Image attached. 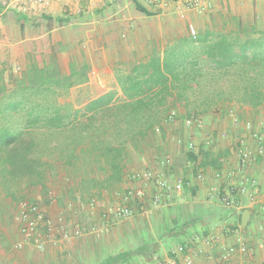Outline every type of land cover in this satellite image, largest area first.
Here are the masks:
<instances>
[{
  "label": "crops",
  "instance_id": "0c3cea01",
  "mask_svg": "<svg viewBox=\"0 0 264 264\" xmlns=\"http://www.w3.org/2000/svg\"><path fill=\"white\" fill-rule=\"evenodd\" d=\"M207 2L200 13L181 4L161 8L147 0H0V72L5 79L20 74L31 63L43 67L54 59L62 74L74 70L76 75L87 76L72 86L88 94L75 106L112 92L115 102H120L125 99L123 92L139 91L138 98L150 93L158 107L162 85L148 89L140 79L157 69L162 73L164 60L175 66L184 51L189 61L201 59L200 36L208 29L233 28L231 18L264 30V0ZM13 62L19 64V72L6 73ZM136 80L140 84H134ZM168 88L173 98L160 106L168 110L155 125L149 144L140 153L131 152L124 168L123 189H142L144 201L132 197L119 201L118 195L105 192L103 200L91 205L76 200L83 215L67 227L80 228L76 241L71 242L78 249L70 264H87L96 255L139 248L146 250L142 251L146 264H169L171 260L184 264L186 255L201 264H264V247L258 246L259 228L264 226V155L256 153L253 137L254 132L264 135V101L256 106L222 101L200 112L196 110L202 106L191 96L189 112L174 99L175 89ZM173 109L176 118L166 122ZM187 118L200 126H186ZM240 138L254 151L253 160L242 166L235 151ZM190 141L195 150L187 148ZM200 172L202 178H198ZM160 179L171 185L181 180L182 189H161ZM241 184L254 193L253 201L246 193L237 194ZM226 192H232L234 201L229 204L221 200ZM156 193H161V200L153 206L150 199ZM117 202L127 204L131 213L118 216ZM205 207L212 209L211 215L205 214ZM217 207L227 210L218 212ZM245 209L250 216L242 225ZM141 214H147L154 226L144 218L139 225H131ZM122 218L129 219L131 226L119 229L116 221ZM59 236L62 241V234ZM178 246L183 247L180 254L175 253ZM229 246L235 252L222 261L223 250ZM50 253L52 258L55 252L51 249ZM131 264L138 263L132 260Z\"/></svg>",
  "mask_w": 264,
  "mask_h": 264
},
{
  "label": "trees",
  "instance_id": "16d2710c",
  "mask_svg": "<svg viewBox=\"0 0 264 264\" xmlns=\"http://www.w3.org/2000/svg\"><path fill=\"white\" fill-rule=\"evenodd\" d=\"M230 21L233 28L208 29L198 37L201 59L189 61L184 51L175 66L164 60L162 73L157 69L140 79L148 89L162 85L158 107L150 93L138 98L139 91L123 92L125 99L120 102H115L113 92L89 98L81 107L59 102V96L87 76L74 70L62 74L54 59L43 67L31 63L7 81L0 72V212L18 214L19 204L25 202L44 218L43 206L55 200L51 186L57 176L69 183L66 193L74 201H100L104 192L118 195L121 201L129 193V188L123 189L126 160L149 144L155 125L168 110L160 107L172 97L168 86L189 112L191 96L202 106L196 110L200 112L229 100L261 104L264 30L236 18ZM192 88L198 91L191 92ZM142 251L146 250L108 252L87 264H131L132 260L146 264Z\"/></svg>",
  "mask_w": 264,
  "mask_h": 264
},
{
  "label": "rangeland",
  "instance_id": "374dc122",
  "mask_svg": "<svg viewBox=\"0 0 264 264\" xmlns=\"http://www.w3.org/2000/svg\"><path fill=\"white\" fill-rule=\"evenodd\" d=\"M18 65L15 62L13 64L11 63L6 73H12L13 71H15L14 73L19 72ZM7 78L5 76V79ZM77 89L78 87H71L67 94L58 97V101H69L75 106L82 100L88 98L86 92ZM133 162H135L134 157ZM68 187L69 183L63 177H55L51 186V195L55 196V200H52L49 205L43 206L42 209L45 212L44 218L42 216L38 218L35 234L30 240H24L21 235L20 229L23 224L20 222L19 215L16 213L17 211L14 215H10L6 211L4 213L0 212V264H62L63 262L64 264H70L75 259L76 248L78 246H75V244L72 245L71 242L76 241V235L73 234L76 226L71 228V230L67 229V227L73 225L83 215L81 214L83 209L79 207L78 202L75 203L71 197L67 196L66 189ZM35 197L40 198V195L36 194ZM40 202L43 203L42 200ZM216 210L218 212H224L227 209L217 207ZM204 212L206 215H211L212 209L205 207ZM145 215L147 214L136 215L134 218L135 223L131 225H139L141 222L140 219L144 218L145 222L149 219L151 226L153 223L151 218ZM116 222L120 223L117 225L119 229L126 228L127 225L129 227L131 226L129 219L122 218ZM65 223L67 226H65ZM124 224H126L125 227ZM49 225L54 229L52 231L51 241L47 238L50 234V230H48ZM61 225L68 230L69 234L67 237H62V241H59L58 239L61 238L59 234H62V231H60ZM113 226H116V224ZM153 226L152 224L151 227ZM40 241H45L43 248L37 247V243ZM59 245H66L67 250H65V247H62V250L59 249ZM91 245V241H89V246ZM51 249L52 254L55 252L52 258L50 257ZM55 250L59 252L56 254Z\"/></svg>",
  "mask_w": 264,
  "mask_h": 264
},
{
  "label": "built area",
  "instance_id": "2783aa9c",
  "mask_svg": "<svg viewBox=\"0 0 264 264\" xmlns=\"http://www.w3.org/2000/svg\"><path fill=\"white\" fill-rule=\"evenodd\" d=\"M147 2L151 5L158 6L161 8H166L171 5H175V4H181L186 8L194 9L200 13L204 12V10L208 7L207 0H147ZM176 116H177L176 110L174 109L170 110V112L167 114L165 121L171 122L176 118ZM185 124L186 126H192L193 124L200 126V122L195 123V121L191 118H187L185 120ZM246 127L247 128L251 127L250 121L246 122ZM155 130L159 131L160 128L156 127ZM253 135H254L253 137L256 139V150H255L256 153L260 155H264V135L259 134L258 132H254ZM187 148L190 150H195L196 146L193 142L190 141L187 143ZM235 151H236V154L238 156V160L241 166L247 165L253 160L254 151L244 138H240L236 141ZM202 176H203V173L200 172L198 174V178H202ZM158 185L161 189H164L166 191H170L171 189H175V190L182 189L181 180H178L177 182L174 183V185H171L166 179H160L158 180ZM236 192L237 194L238 193L248 194L249 199L251 201H253L255 198L254 193L252 191H248L246 187L242 184L239 186ZM231 193L232 192H226L221 196V200L225 204H229L231 201H234L231 197L232 196ZM144 196H145L144 191L138 188V189L129 190L128 195H125L123 197V200L127 202L132 197L138 200L139 202H143ZM160 200H161V193H156L150 199V202L153 206H157L159 205ZM93 203H94V200L90 202V205ZM261 210L264 213V204L261 206ZM18 211H19L18 215H19L20 222L23 224L20 229L21 235L23 236L24 240H30L35 234V229H36V225L38 222V218L41 217V215L39 214V210L35 209V207H31L30 209L28 205L25 202H23L19 204ZM32 211L36 212V215L32 214ZM115 212L120 217H126L131 213V209L127 204L117 202L116 207H115ZM48 230H50L49 231L50 234L47 238L49 240H52L51 235L54 229L52 228L51 225H49ZM61 231H62L63 237L68 236L69 232L63 226L61 227ZM79 233H80V228L75 227L73 230V234L78 235ZM259 234H260V238L258 241V246L262 248L264 247V226H260ZM44 243L45 241L38 242L37 247L43 248ZM182 251H183V247L178 246L175 253L180 254L182 253ZM234 252H235V248L233 246L227 247L226 249L223 250V253L221 255V260L222 261L226 260L228 256L234 254ZM183 261H184V264H201V263L196 262L191 255H186ZM169 264H177V261L171 260Z\"/></svg>",
  "mask_w": 264,
  "mask_h": 264
},
{
  "label": "water",
  "instance_id": "95a60500",
  "mask_svg": "<svg viewBox=\"0 0 264 264\" xmlns=\"http://www.w3.org/2000/svg\"><path fill=\"white\" fill-rule=\"evenodd\" d=\"M250 213L249 210L245 209L241 215V223L242 225H245L247 222V219L249 218Z\"/></svg>",
  "mask_w": 264,
  "mask_h": 264
}]
</instances>
